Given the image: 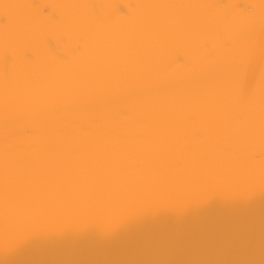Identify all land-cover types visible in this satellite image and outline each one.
<instances>
[{"label":"bare ground","instance_id":"obj_1","mask_svg":"<svg viewBox=\"0 0 264 264\" xmlns=\"http://www.w3.org/2000/svg\"><path fill=\"white\" fill-rule=\"evenodd\" d=\"M0 264H264V0H0Z\"/></svg>","mask_w":264,"mask_h":264}]
</instances>
